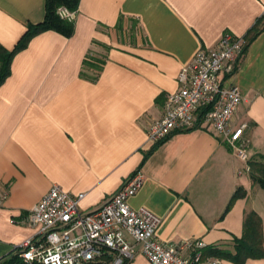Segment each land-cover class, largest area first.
<instances>
[{
  "label": "crops",
  "instance_id": "crops-1",
  "mask_svg": "<svg viewBox=\"0 0 264 264\" xmlns=\"http://www.w3.org/2000/svg\"><path fill=\"white\" fill-rule=\"evenodd\" d=\"M46 3L0 0V44L13 49L29 25L44 21ZM263 15L264 0H80L70 36L52 29L33 36L0 86V263L37 231L25 217L54 184L84 194L80 207L94 210L136 171L144 183L130 204L162 218L164 242L234 250L252 211L264 233V188L224 136L197 126L159 143L148 137L166 96L180 87L182 67L226 32L246 37ZM89 57L103 61L100 71L85 65ZM224 82L243 94L231 127L245 125L242 140L257 158L264 29ZM240 187L244 196L231 202ZM129 264L153 263L140 254Z\"/></svg>",
  "mask_w": 264,
  "mask_h": 264
},
{
  "label": "built area",
  "instance_id": "built-area-1",
  "mask_svg": "<svg viewBox=\"0 0 264 264\" xmlns=\"http://www.w3.org/2000/svg\"><path fill=\"white\" fill-rule=\"evenodd\" d=\"M58 13L69 21L76 16V10L66 6ZM246 44L245 37L226 32L214 48L199 50L182 67L179 89L166 96L163 116L149 127L151 142L159 143L177 130L211 128L247 163L244 170L251 171L242 140L245 125L231 127L243 94L224 82L240 64ZM143 183V174L136 171L94 210L80 207L84 194L54 184L25 217L37 231L18 246L20 255L30 264H129L140 254L153 264H219L218 258L204 254L203 240L167 243L157 237L162 218L145 206L130 204Z\"/></svg>",
  "mask_w": 264,
  "mask_h": 264
},
{
  "label": "trees",
  "instance_id": "trees-1",
  "mask_svg": "<svg viewBox=\"0 0 264 264\" xmlns=\"http://www.w3.org/2000/svg\"><path fill=\"white\" fill-rule=\"evenodd\" d=\"M80 0H47L46 3V16L43 22L39 24H31L28 26L21 41L13 48L8 49L0 44V86L6 80L11 73V63L15 54L23 49L29 42V40L40 33L41 31L52 29L63 34L70 36L74 31V21H69L63 18L58 13L60 6H66L70 10H77ZM264 29V15L259 18L258 22L250 29L245 39L247 44L245 51L248 48L249 43ZM102 60H94L89 57L85 60V65L95 68L100 71L102 68ZM251 176L253 180L260 184L264 188V154H261L257 158H251ZM245 190L242 187L238 188L232 197L231 202L235 199L244 196ZM245 231L241 238H237L234 244V250L216 247H211L209 250H205L206 256H213L216 258H227L238 264H243L249 258L264 257V233L263 222L261 216L252 211L248 214L245 222ZM0 264H30L26 262L20 255L18 249L8 256Z\"/></svg>",
  "mask_w": 264,
  "mask_h": 264
},
{
  "label": "rangeland",
  "instance_id": "rangeland-1",
  "mask_svg": "<svg viewBox=\"0 0 264 264\" xmlns=\"http://www.w3.org/2000/svg\"><path fill=\"white\" fill-rule=\"evenodd\" d=\"M258 188H260V185H258ZM264 192V191H263Z\"/></svg>",
  "mask_w": 264,
  "mask_h": 264
}]
</instances>
